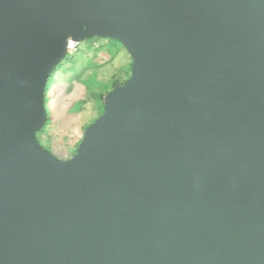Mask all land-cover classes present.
<instances>
[{
    "label": "water",
    "instance_id": "water-1",
    "mask_svg": "<svg viewBox=\"0 0 264 264\" xmlns=\"http://www.w3.org/2000/svg\"><path fill=\"white\" fill-rule=\"evenodd\" d=\"M91 37L130 72L59 158L46 85ZM0 264H264V0H0Z\"/></svg>",
    "mask_w": 264,
    "mask_h": 264
},
{
    "label": "rangeland",
    "instance_id": "rangeland-1",
    "mask_svg": "<svg viewBox=\"0 0 264 264\" xmlns=\"http://www.w3.org/2000/svg\"><path fill=\"white\" fill-rule=\"evenodd\" d=\"M129 58L122 45L106 38H88L68 51L47 82L49 120L39 133L43 147L59 158L73 154L85 126L103 111L95 96L128 77Z\"/></svg>",
    "mask_w": 264,
    "mask_h": 264
},
{
    "label": "trees",
    "instance_id": "trees-1",
    "mask_svg": "<svg viewBox=\"0 0 264 264\" xmlns=\"http://www.w3.org/2000/svg\"><path fill=\"white\" fill-rule=\"evenodd\" d=\"M109 40H112V39H109ZM114 42H116V43H119L118 41H116V40H113ZM120 44V43H119ZM121 45V44H120ZM57 67H58V65L56 66V67H54V69H53V72H52V74H51V76H53L54 74H55V72L57 71ZM50 76V77H51ZM127 79V78H126ZM126 79H124V80H122L121 82H118L117 80H115L112 84H111V87H110V89L113 87V86H115V85H117V84H121V83H123ZM46 87H47V85H46ZM106 93V91L105 92H103V93H100V95H96L95 96V99L96 100H101V102H102V100H103V96H104V94ZM85 102V100H81V102H80V106L83 104ZM103 110V109H102ZM97 118V117H96ZM48 120H49V118H48ZM47 120V121H48ZM93 120H95V118L93 119ZM86 127V126H85ZM42 131V130H41ZM41 131L40 132H38V135H39V133H41ZM79 141H80V139H79ZM78 141V142H79ZM77 142V143H78ZM76 149V148H75ZM75 149H74V151H75ZM73 151V152H74Z\"/></svg>",
    "mask_w": 264,
    "mask_h": 264
},
{
    "label": "built area",
    "instance_id": "built-area-1",
    "mask_svg": "<svg viewBox=\"0 0 264 264\" xmlns=\"http://www.w3.org/2000/svg\"><path fill=\"white\" fill-rule=\"evenodd\" d=\"M77 46V43L71 41L70 39H67V49L68 51L71 49H75Z\"/></svg>",
    "mask_w": 264,
    "mask_h": 264
},
{
    "label": "crops",
    "instance_id": "crops-1",
    "mask_svg": "<svg viewBox=\"0 0 264 264\" xmlns=\"http://www.w3.org/2000/svg\"><path fill=\"white\" fill-rule=\"evenodd\" d=\"M130 59V58H129ZM66 156H68L67 154H64V157L63 158H67Z\"/></svg>",
    "mask_w": 264,
    "mask_h": 264
},
{
    "label": "flooded vegetation",
    "instance_id": "flooded-vegetation-1",
    "mask_svg": "<svg viewBox=\"0 0 264 264\" xmlns=\"http://www.w3.org/2000/svg\"><path fill=\"white\" fill-rule=\"evenodd\" d=\"M38 138H39V136H38ZM39 140H40V138H39Z\"/></svg>",
    "mask_w": 264,
    "mask_h": 264
}]
</instances>
